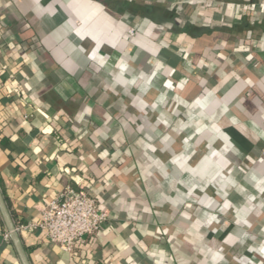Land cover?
<instances>
[{
	"label": "crops",
	"instance_id": "0c3cea01",
	"mask_svg": "<svg viewBox=\"0 0 264 264\" xmlns=\"http://www.w3.org/2000/svg\"><path fill=\"white\" fill-rule=\"evenodd\" d=\"M263 149L264 0H0V264H264ZM82 184L85 243L2 237Z\"/></svg>",
	"mask_w": 264,
	"mask_h": 264
},
{
	"label": "built area",
	"instance_id": "2783aa9c",
	"mask_svg": "<svg viewBox=\"0 0 264 264\" xmlns=\"http://www.w3.org/2000/svg\"><path fill=\"white\" fill-rule=\"evenodd\" d=\"M128 33L132 36L134 29L130 28ZM260 155L264 157V149ZM108 218V210L100 206L86 185H67L42 201L36 221L18 224L14 230L37 229L50 243L71 252L77 243H85L89 237L98 234ZM2 237L9 239V232L5 231Z\"/></svg>",
	"mask_w": 264,
	"mask_h": 264
},
{
	"label": "trees",
	"instance_id": "16d2710c",
	"mask_svg": "<svg viewBox=\"0 0 264 264\" xmlns=\"http://www.w3.org/2000/svg\"><path fill=\"white\" fill-rule=\"evenodd\" d=\"M147 15L150 16L151 12L147 11ZM175 14L173 12H166L163 15V18H167V20L173 21L174 23L176 22L175 19ZM139 68H137L138 70ZM128 70V66L126 65V71ZM133 71L134 73H131L129 78H126V97L130 99V103H131V109L128 112L127 118H129V120L127 121V124L130 123L131 120L134 121H140L141 123H143V131L141 132V134L144 136L146 135L149 130L151 129V125H148L149 120H151L149 118V116L146 115L145 113V102L143 100V97L138 94L136 91H134V82L137 80L138 77H136V71ZM139 72V71H137ZM153 74V70L150 69H146L145 73L142 72V70L139 72L138 75H144L147 80H150V76ZM150 124V123H149ZM177 150H178V155L182 157V153H183V144H180L177 146ZM180 159V158H179ZM181 161V159H180ZM181 234H185V231L180 232ZM192 239V238H191ZM183 241H185V239H181L180 238V245H182V249H184V251H186L188 248L189 250H193V252L196 250L197 252H199V250H197L199 248V246H201V240H199L197 237H195V239H193L190 244L188 245L186 243V241L184 243H182ZM197 252L194 254V261L198 262L197 257H199L197 254Z\"/></svg>",
	"mask_w": 264,
	"mask_h": 264
},
{
	"label": "water",
	"instance_id": "95a60500",
	"mask_svg": "<svg viewBox=\"0 0 264 264\" xmlns=\"http://www.w3.org/2000/svg\"><path fill=\"white\" fill-rule=\"evenodd\" d=\"M7 231L9 232V237L10 238H14L15 237V234H16V231L14 230V226H10Z\"/></svg>",
	"mask_w": 264,
	"mask_h": 264
}]
</instances>
